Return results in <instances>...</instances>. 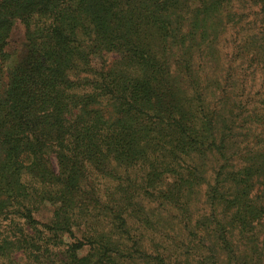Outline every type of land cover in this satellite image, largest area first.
Listing matches in <instances>:
<instances>
[{
    "label": "trees",
    "instance_id": "16d2710c",
    "mask_svg": "<svg viewBox=\"0 0 264 264\" xmlns=\"http://www.w3.org/2000/svg\"><path fill=\"white\" fill-rule=\"evenodd\" d=\"M0 264H264V0H0Z\"/></svg>",
    "mask_w": 264,
    "mask_h": 264
},
{
    "label": "rangeland",
    "instance_id": "374dc122",
    "mask_svg": "<svg viewBox=\"0 0 264 264\" xmlns=\"http://www.w3.org/2000/svg\"><path fill=\"white\" fill-rule=\"evenodd\" d=\"M23 34L24 29L22 27L21 22L16 21L10 38L9 47L7 45L6 48L7 52L9 51L10 53V59L6 62V67L16 65L18 59L21 57V54L23 52ZM222 37L223 36H220L219 38V40H221V44ZM200 65L201 67L199 68V73L201 74L203 82H205V80L209 78L215 77L217 74H220L219 72H215L216 68L219 66L214 64V62L212 61V56H208L206 60L200 62ZM209 92L210 90L206 91L208 96H210Z\"/></svg>",
    "mask_w": 264,
    "mask_h": 264
}]
</instances>
